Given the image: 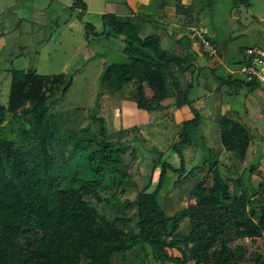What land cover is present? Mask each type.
I'll use <instances>...</instances> for the list:
<instances>
[{"label":"trees","instance_id":"trees-1","mask_svg":"<svg viewBox=\"0 0 264 264\" xmlns=\"http://www.w3.org/2000/svg\"><path fill=\"white\" fill-rule=\"evenodd\" d=\"M73 2L86 11L83 3ZM103 19L108 35L123 36L122 53L129 60L103 67L101 90L119 92L139 107H147L149 102L161 108L189 105L190 117L181 121L179 140L173 143L182 164L173 167L153 146L155 157L147 158L146 172L137 169L135 177L131 165L143 152L132 143L145 140L139 128L131 129L133 136L124 140L130 131L122 132L121 137L107 133L96 111L87 113L89 121L98 126L93 133L88 122L71 128V117L62 112L58 116L66 121L64 131V125L52 120L50 109L69 90L73 77L12 70L8 104H0V125L7 120L16 126L14 120H18L21 129L15 139L0 135V264H264V253L246 256L243 245L234 242L236 238L264 237V182L261 179L254 184L251 179L252 171L261 164L259 158L257 164L247 165L249 173L245 174L244 168L236 178L216 159L206 173L210 184H205L206 174L197 177L189 192L193 201L171 215L161 199L168 170L185 173L178 175L180 182L213 158L207 153L199 165L185 168L180 145L197 140L202 116L192 104V81L181 88L178 76L203 69L190 61L194 59L192 33L205 38L215 56L222 59L219 32L214 30L212 36L190 29L175 39V49H169L158 32L139 34L137 22L141 19L137 15L105 14ZM93 30L90 23L84 25V33ZM254 43L239 44L235 59L224 64L239 71L254 67L253 49L264 50ZM221 65L208 66L209 74L228 86L233 105L241 91L253 90L261 83L243 70L241 78L230 79V71L217 72ZM145 83L154 92L149 100L142 88ZM220 110L216 123L221 143L244 158L252 140L250 127L237 120L239 110L235 118ZM157 168L161 169L158 180L149 191ZM131 193L133 197H128ZM185 217L190 220L189 229L182 232L179 225Z\"/></svg>","mask_w":264,"mask_h":264},{"label":"rangeland","instance_id":"rangeland-1","mask_svg":"<svg viewBox=\"0 0 264 264\" xmlns=\"http://www.w3.org/2000/svg\"><path fill=\"white\" fill-rule=\"evenodd\" d=\"M73 1L0 0V104L3 106H7L8 104L11 72L14 69L30 70L48 76L60 73L69 74L73 77L72 84L66 94L51 107L52 120L57 125H64L65 131L66 121H63V118H59L58 115L61 116L60 113L67 112L68 118L71 117V121L68 123L71 128L73 126L76 128L84 127L88 122L89 130L93 133L98 126L95 122L89 121L87 113L91 111L98 112V95L101 92L99 79L101 71L107 63L126 62L129 59L122 53V47L125 44L123 36H112L106 33V30H109V28L105 25L103 15H118L119 6L114 7L116 1L77 0V4L81 2L86 6V11L78 6H73ZM199 1V3H192L189 0H179V3L174 5L170 10L171 12L175 11L176 16L179 14L175 20L178 23L176 31L180 32V34L193 29L197 30V33L203 31L214 36L215 30L219 32V40H223V42L220 41V47H223L221 50L223 53L222 59L219 56H215V50L212 45L206 42L207 44L204 47L201 44V36L199 35L197 36L198 39L192 33V36H195V38L191 37V43L193 41L200 42V54L198 55L190 47L194 56V59L190 60L191 63L206 66L205 68L203 67L199 77L196 72L194 73V77L192 78L194 84L193 88L191 87L190 96L191 99H195L196 94H205L207 97L205 96L204 104L205 108H208L207 110L204 109V113L208 117L205 115L201 119L199 133L196 132L197 140L193 141L192 147L189 148L191 153H193L194 149L198 150L194 161L190 165H199L201 156L206 153L212 155L213 158L205 162L202 168L193 171L192 174H189L187 178L180 182H177V179L178 175L183 173L182 171L179 173L171 170L167 171L166 186L161 193V199L168 215L173 214L181 207L193 201L189 192L196 183L195 179L205 175L207 169L216 159L221 166L226 165L228 167L230 177L236 178L242 174L244 168L252 163L257 164L259 158L261 165L252 171L251 179L254 184L261 181V179L264 182V86L259 83L253 90L243 88L244 90L241 91L240 97L236 98L237 104L233 105L241 111L244 107L239 106L238 103L240 105L245 104L251 113L250 115L249 113L240 114L238 115L240 117L237 118L240 123H245L250 127L252 134V140L247 148L245 157L238 158L226 149V145L221 143L218 124L212 118L214 115L213 107L216 103L218 105L220 102L226 100V103L232 105V97L228 96L226 92L228 86L226 88L220 81L213 79L211 73L209 74L210 68L208 67V64L214 58H217L222 63L217 68V72L225 73L230 70V79L241 78L243 76L242 70L239 71V68H231L232 65L224 64V61L235 59L238 45L242 43L253 44L255 42L254 44H259L264 48V0H247L246 2L249 5L246 2L240 3V0ZM195 5L197 10L192 12ZM203 7L205 9L201 11L200 8ZM181 11L182 14L180 15L178 12ZM154 12L153 6L143 5L139 14L146 15V18L150 21L153 20L152 23L155 24L158 21L155 20ZM143 17L145 16H141L140 19L143 20ZM86 23H90L95 30L88 31V34L84 33V25ZM195 23H200L201 26L197 27ZM165 26L169 30V27ZM179 27L181 30H179ZM157 28L155 32L159 33L161 25L157 24ZM95 32L98 34H95ZM167 41L170 43L169 39ZM206 50L209 51V55H202ZM186 75L187 78H190V73L186 72ZM183 76L184 74H181L178 77L182 78ZM197 80L201 83L199 87L195 84ZM203 83H206L204 89ZM142 88L146 93L145 98L147 100L152 98L154 95L153 89L146 83L142 84ZM208 91L211 92L208 94ZM246 95L248 96L245 97ZM180 96L181 98L184 97L183 95ZM220 108L222 114H225L227 117H234L232 111H225L224 105H220ZM197 111H200L199 108ZM81 112L86 116L83 117V113L76 115V113ZM70 113L72 115L69 116ZM179 115V112H176L174 116H170L168 113L166 119L158 118L157 124L153 123L152 127L144 131V136L146 137L144 141H133L132 145L137 150L143 152L144 157L139 153L134 158L131 172L134 173L135 177L137 176L136 170L139 169L145 173L146 167L149 164L147 160L155 157L151 154L153 146L158 151H161L159 156L163 160L171 163L173 167L179 168L181 166L182 161L179 153L173 147L174 135L178 132L177 124L179 118H181ZM14 121L16 126L7 120L0 125V135L10 139L18 138L21 126L18 120ZM146 133L149 135H146ZM122 134V132H119L116 136L121 137ZM132 136L133 134L130 133L123 136L122 139L128 140ZM204 146L206 150H204ZM207 149L211 151H207ZM185 157L187 158V154ZM184 163L185 168H187V162L184 161ZM221 166L220 170L224 172ZM160 170V168H157L153 173V185L149 188V191L156 185ZM244 173H249L247 168L244 170ZM205 184H210V177L207 174ZM133 195L134 193H131L128 197H133ZM252 208L253 206L250 205L249 209L251 210ZM189 222L188 217L183 218L180 222L179 230L187 232ZM234 242L243 245L246 256L251 252L264 253V237L253 239L247 237L236 238ZM173 253L177 254L176 252ZM166 264L176 263L167 262Z\"/></svg>","mask_w":264,"mask_h":264},{"label":"crops","instance_id":"crops-1","mask_svg":"<svg viewBox=\"0 0 264 264\" xmlns=\"http://www.w3.org/2000/svg\"><path fill=\"white\" fill-rule=\"evenodd\" d=\"M115 1H116L115 2L116 4L114 5V7L119 6L118 15H131V16L137 15L139 17L145 16V17H143V20H138V22H137L138 31H139V34L141 36L153 34L157 30V24H160L161 28H160L159 34L161 36H163L162 40H163L164 46H166L169 49L174 48L175 39L180 37V35H181L180 32L176 31V27L178 26V23L176 22L175 19H177V16H179V14L176 16L175 11L171 12L170 9L172 7H174V5L178 4L179 0H115ZM189 1L192 3H199L200 2L199 0H189ZM120 5L122 6L121 8H120ZM143 5H150V6L154 7V10H155L154 15L156 17L155 20L158 21V23L153 24L152 23L153 20H151V22H150V20L146 18V15L139 14L140 9L143 7ZM196 10H197V7L195 5V7L192 9V12L196 11ZM178 13H180V15H181L182 11L178 12ZM190 19H192V17H190ZM165 25H167L169 27V30L166 29ZM179 30H181L180 27H179ZM168 33H169V35H168ZM168 39L170 40V43L168 41L166 42V40H168ZM190 47L198 55L200 54V50H201L200 49V42L193 41L190 44ZM202 55H205V54L202 53ZM220 63L221 62H219L217 58H214L213 61L208 65L209 66H217ZM197 66L198 67H204L203 65H201V66L197 65ZM202 70L203 69H200V70H197L195 72H197V74L199 76L200 73L202 72ZM193 77H194V74L190 73V78H187L186 72L184 73V76L182 78L178 77V80L180 82V87L185 88L188 85V83L190 81H192ZM198 83H199V80H197L195 83L197 87L200 86V84H198ZM193 84L194 83L192 82V86H193ZM204 88L205 87H203V89ZM210 92L211 91H208V94ZM144 95L146 97L145 92H144ZM205 96H206L205 94H196L195 99H193L194 101L192 102L193 106L197 109L199 108V110L202 112L201 113L199 111L202 118H204L203 116L207 115L206 113H204L205 112L204 109H206V110L208 109V108H205V104H204ZM247 96L248 95H246L245 97H247ZM227 104H229V105H227ZM220 105L225 106V111H227V110L232 111V114L234 115V118H235V115H236L235 112L238 109H236L233 106V103L231 105L230 103H226V100H224V101L220 102V104H218V105L216 103V105L213 107V110H214V115L212 117L213 121L216 122V117H217L218 109L220 108ZM242 105L244 108H242L243 110L239 111L238 115H240V114L244 115L245 113H247V114L249 113V115H250L251 113L249 112V110L245 106V104H241V105L239 104V106H242ZM176 112H179V114H180L179 116L181 117V118H179V122L177 124V129H178L177 131L179 132L180 123H181L180 121H182L181 119H188L190 117V108H189V105H187V104H184L179 108H172L171 106H169L167 108H161L159 104H157L155 102H149L147 107H139L137 105L136 101L129 99L127 97L121 96V94L119 92H109L107 89H102L98 95L97 116L103 119L104 124H105V128H106V132L109 134L112 133L114 136H116L117 133H119V132H124V133L128 134L129 133L128 131H130V133H131V131H132L131 129L139 128L140 134L142 135V137L144 139H146V137L144 136L145 135L144 131L146 129H149L150 127H152L153 123L157 124L158 118L166 119V116L168 113L170 116L171 115L174 116L176 114ZM207 117H208V115H207ZM178 132H176L174 135L175 139H174L173 143L177 142L179 140ZM146 135H149V134L146 133ZM202 139L204 140V138H202ZM203 143H204V141H203ZM203 143H202V148H203ZM191 145L192 144H190V145L181 144L180 145L184 161L187 162V165H189L191 162L194 161V158L196 157V153L198 151V150L196 151V149H194V150L192 149L193 153H191L190 149H189L192 147ZM204 148H205L204 150H206L205 146H204ZM186 154H187V158L185 157ZM206 154L205 155L203 154L201 156L202 157L201 161H203V158H205L207 156ZM260 165H258V167H260Z\"/></svg>","mask_w":264,"mask_h":264},{"label":"built area","instance_id":"built-area-1","mask_svg":"<svg viewBox=\"0 0 264 264\" xmlns=\"http://www.w3.org/2000/svg\"><path fill=\"white\" fill-rule=\"evenodd\" d=\"M200 40H201V44L205 47L208 41L202 36L200 37ZM248 51L250 52V50ZM253 51L255 52L252 62L254 64V67H250V68L244 67L242 70L245 71V73L247 72L248 74L253 75L258 81L264 84V50L253 49Z\"/></svg>","mask_w":264,"mask_h":264}]
</instances>
